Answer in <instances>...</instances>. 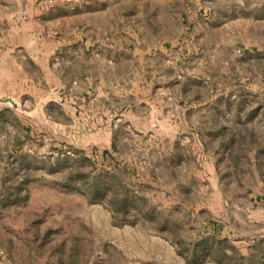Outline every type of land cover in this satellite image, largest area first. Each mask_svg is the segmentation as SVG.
Segmentation results:
<instances>
[{"label":"rangeland","instance_id":"1","mask_svg":"<svg viewBox=\"0 0 264 264\" xmlns=\"http://www.w3.org/2000/svg\"><path fill=\"white\" fill-rule=\"evenodd\" d=\"M166 8L127 103L62 0H0V264H264V0Z\"/></svg>","mask_w":264,"mask_h":264},{"label":"crops","instance_id":"2","mask_svg":"<svg viewBox=\"0 0 264 264\" xmlns=\"http://www.w3.org/2000/svg\"><path fill=\"white\" fill-rule=\"evenodd\" d=\"M62 2L67 8L62 14L67 31L64 35H69L64 38V50L69 51V55L62 60L71 68L77 66L78 75L75 77L85 80L86 86L96 78L101 86H104V78L126 79L121 84L116 81L119 87L109 90L121 102L128 103L130 95L137 96L139 91H144L143 82L142 86L136 85V78L145 79L151 72V67L146 68L152 58L164 61L167 57L166 0ZM53 70L60 77L69 75L62 73L60 66ZM164 106L155 108H160L158 111L161 113L164 109L167 112L168 107Z\"/></svg>","mask_w":264,"mask_h":264}]
</instances>
